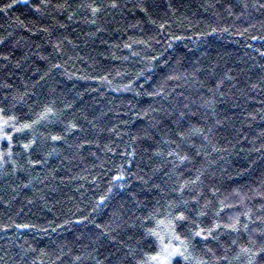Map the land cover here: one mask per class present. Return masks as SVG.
<instances>
[{
  "label": "trees",
  "instance_id": "trees-1",
  "mask_svg": "<svg viewBox=\"0 0 264 264\" xmlns=\"http://www.w3.org/2000/svg\"><path fill=\"white\" fill-rule=\"evenodd\" d=\"M0 117V264H264V0H0Z\"/></svg>",
  "mask_w": 264,
  "mask_h": 264
},
{
  "label": "snow or ice",
  "instance_id": "snow-or-ice-1",
  "mask_svg": "<svg viewBox=\"0 0 264 264\" xmlns=\"http://www.w3.org/2000/svg\"><path fill=\"white\" fill-rule=\"evenodd\" d=\"M7 7H11V5H8ZM113 7H115V5H113ZM92 11L95 13L96 11H98V9L96 8H93ZM48 113H51V109H47L46 112L44 114L41 115L40 119H43ZM0 119H2V117H0ZM9 119H15L14 117H10ZM39 121H35L34 123H37ZM3 124L4 125H8V120H4L3 121ZM32 127V125L30 124H24L22 128H16L15 131L17 132H21V131H24L26 129H30ZM0 132H3V135L0 136V139H4V140H7L9 143L11 142L12 140V137L10 135H8L7 132H4V129L3 127H0ZM61 137H58V136H52L51 139L52 140H58L60 139ZM32 143H35V141H32ZM31 146V144H25L23 147L25 149L29 148ZM170 155H172V153H170ZM178 155V154H177ZM181 160H186L187 157L186 156H181L180 157ZM186 217L184 216L183 213H180L178 216L175 217V220L176 221H183L185 220ZM164 221L161 220L159 221V224L160 225H164ZM239 221L237 220L236 221V224H238ZM218 227V226H217ZM230 227L233 228V230H236V226L235 224L233 225H230ZM168 228L172 234V239L176 240V241H179L181 244L184 243L183 240H181V237L179 234H177L175 232V223L173 221H169L168 222ZM203 231V229L200 230V232H196L195 235H200L201 232ZM149 234L152 235V236H155L157 237V239L159 240L160 242V248H161V252L166 254L163 259L161 258V254L160 253H157V255H154V256H151L150 259L152 261H158L159 264H165V261L167 260L168 257L170 256H183V252H181L179 250V248H175L171 242L165 244L164 243V240H165V237L163 235H161L160 233L156 232V231H153V230H149ZM209 235H211V230H209Z\"/></svg>",
  "mask_w": 264,
  "mask_h": 264
},
{
  "label": "rangeland",
  "instance_id": "rangeland-1",
  "mask_svg": "<svg viewBox=\"0 0 264 264\" xmlns=\"http://www.w3.org/2000/svg\"><path fill=\"white\" fill-rule=\"evenodd\" d=\"M21 3H25V2H27L28 0H19ZM0 136H2L1 134H0ZM166 254H164L163 253V255L161 256V258L163 259V257L165 256ZM158 264H159V262H158ZM165 264H168V258H167V260L165 261Z\"/></svg>",
  "mask_w": 264,
  "mask_h": 264
}]
</instances>
